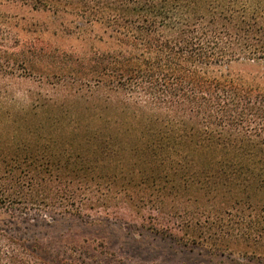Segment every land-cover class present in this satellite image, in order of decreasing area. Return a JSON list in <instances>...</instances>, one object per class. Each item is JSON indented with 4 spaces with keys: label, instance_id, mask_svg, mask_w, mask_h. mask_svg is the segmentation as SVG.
<instances>
[{
    "label": "trees",
    "instance_id": "16d2710c",
    "mask_svg": "<svg viewBox=\"0 0 264 264\" xmlns=\"http://www.w3.org/2000/svg\"><path fill=\"white\" fill-rule=\"evenodd\" d=\"M6 1L99 34L90 53L22 55L63 94L33 110L45 144L24 146L46 195L2 203L78 213L137 193L185 244L264 259V0ZM32 252L0 228V264H53Z\"/></svg>",
    "mask_w": 264,
    "mask_h": 264
},
{
    "label": "rangeland",
    "instance_id": "374dc122",
    "mask_svg": "<svg viewBox=\"0 0 264 264\" xmlns=\"http://www.w3.org/2000/svg\"><path fill=\"white\" fill-rule=\"evenodd\" d=\"M98 32L96 28L89 36L66 35L53 15L0 0V228L27 242L36 258L53 264H264V259L185 244L178 231H167L172 226L162 224L163 215L151 205L138 203L137 193L131 194L132 200L113 198L99 207L88 203L78 213L2 203L7 196L34 195L41 200L46 195L45 185L35 192L28 188L36 175L35 168L29 167L30 152L45 144L34 127L38 121L34 111L44 114L46 102L63 94L50 68L23 65L22 55L31 56L36 46L52 60L71 52L90 53L97 46ZM235 70L258 69L237 65ZM260 87L264 91V80ZM26 144L30 152L24 150Z\"/></svg>",
    "mask_w": 264,
    "mask_h": 264
}]
</instances>
